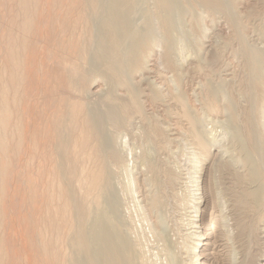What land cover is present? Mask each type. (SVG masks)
<instances>
[{
  "label": "bare ground",
  "instance_id": "bare-ground-1",
  "mask_svg": "<svg viewBox=\"0 0 264 264\" xmlns=\"http://www.w3.org/2000/svg\"><path fill=\"white\" fill-rule=\"evenodd\" d=\"M229 1L0 0V264H7L3 229L14 220L9 190L17 178L26 231L18 255L27 264H206L217 256L219 236L227 264H264V249L239 261L233 242H264V48L246 45ZM196 6L202 11L191 15L200 28L190 30L193 43L187 31L179 35L178 23ZM213 11L224 15L244 58L240 92L251 103L242 122L225 90L210 82L182 89L183 64L198 59L216 21L203 26L201 13ZM145 95L153 105L163 102L162 118L144 113ZM202 96L209 99L198 107ZM217 98L227 100L224 125L201 117ZM183 129L193 145L186 156L178 146L185 168L157 159ZM229 139L234 150H224L221 141ZM220 149L230 159L210 164ZM234 165L248 172H234L240 186L226 200L219 172ZM228 200L233 218L222 213Z\"/></svg>",
  "mask_w": 264,
  "mask_h": 264
},
{
  "label": "rangeland",
  "instance_id": "rangeland-1",
  "mask_svg": "<svg viewBox=\"0 0 264 264\" xmlns=\"http://www.w3.org/2000/svg\"><path fill=\"white\" fill-rule=\"evenodd\" d=\"M229 3H233L235 5V8H236V11L238 13V16H239V21H241L242 25H243V29H240V33H243L246 41V45L247 46H251V47H255V48H264V0H230ZM252 3V4H251ZM182 6L185 7V4L182 2ZM182 7V8H183ZM199 6H196V8H194L192 11L191 10H187V12H185L183 14V18H181L182 21H179L178 24H180L181 22V25H179L180 27V30L181 32L179 33V35H181L182 32H186V33H182V34H188L187 36L188 37H192V35L190 34L191 31H198L200 28L197 27L195 24L193 25L192 23V16L194 13L196 14L197 12L200 13L202 10ZM2 10H4V7H1ZM0 9V12L2 11ZM201 10V11H200ZM200 11V12H199ZM242 11V12H241ZM4 12V11H3ZM2 12V13H3ZM193 13V14H192ZM197 13V14H198ZM204 18H203V26L204 24H209L210 23V20L211 18L213 17H216V21L214 23H211V26L210 27V31H209V34H208V37H205L202 41V48L201 50L199 51L198 53V59L195 58V59H191L189 58L184 64H183V70H185L187 73V75H185V77L183 78V86H182V89L186 92V93H191V91L193 89H198L199 88V83H208L210 82L214 87H216V90L218 92H223V90H225L227 92V100H230L232 102H236V117L238 119L239 122H242V120L244 119L245 117V114L243 115V113H246L247 111V108L248 106H250V100L249 98L247 99L246 96L242 95L241 92H240V89H242V82H244V79L243 78H246V73H245V66L244 65V58L240 56L239 53V45L236 41V39H234V35H233V30L231 27L228 26V24H226V19L224 17L223 14L221 13H215L214 11L211 12V13H201ZM220 14V15H219ZM206 16V17H205ZM208 18V19H207ZM190 20V21H189ZM218 21V22H217ZM184 22V24H183ZM191 22V24H190ZM250 24V25H249ZM182 25H184L185 28L182 27ZM188 27H187V26ZM193 26V27H192ZM202 26V25H201ZM226 26V27H225ZM190 28V29H189ZM196 29V30H195ZM185 30V31H184ZM191 30V31H190ZM229 32V33H228ZM190 35V36H189ZM233 37V38H232ZM216 39V40H215ZM191 42L195 43L194 42V38H191ZM249 44H248V43ZM0 43H1V39H0ZM190 44V45H189ZM238 44V45H237ZM193 45L192 43H189L188 42V45L190 48H193ZM232 45V46H231ZM258 45V46H257ZM188 47V48H189ZM187 49V48H186ZM159 52L161 50V48L159 49ZM215 52L217 51V56L216 58H211L212 55L210 54H213L212 52ZM238 50V51H237ZM237 51V52H236ZM2 52V51H1ZM234 52V53H233ZM232 53V54H231ZM2 54V53H1ZM207 54V55H206ZM223 56V57H222ZM200 57V58H199ZM210 57V58H209ZM217 60V61H215ZM201 61V67L202 69L201 70H193V67L195 66L196 62H199ZM215 61V62H214ZM192 62L194 65H192ZM214 62V63H213ZM152 63V62H151ZM154 65L156 66V63L154 62ZM158 65V64H157ZM188 65V67H187ZM238 65V66H237ZM192 67V68H191ZM206 67V68H205ZM159 68V66H158ZM189 68V69H188ZM156 69H157V66L155 67V72H156ZM188 69V71H187ZM264 72V71H263ZM189 73V74H188ZM243 73V74H242ZM245 73V74H244ZM154 75V68H153V73ZM222 74V75H221ZM263 76H264V73H262ZM150 73L147 75L149 76ZM204 75V76H203ZM236 75V76H235ZM243 75V76H242ZM162 76H165V75H162ZM187 76V77H186ZM190 76V77H189ZM226 76V77H225ZM245 76V77H244ZM232 77V78H231ZM187 78V79H186ZM220 78V79H218ZM226 78V79H225ZM230 78V79H228ZM224 79V80H222ZM204 80V81H203ZM240 80V81H239ZM242 80V81H241ZM144 82H146V79L143 80V85L145 84ZM241 83V84H240ZM244 84V83H243ZM198 85V86H197ZM241 85V86H240ZM223 86V87H222ZM197 87V88H196ZM186 88V90L184 89ZM230 88H231V91H230ZM238 89V90H237ZM193 92V91H192ZM238 92V93H237ZM233 94V95H232ZM232 95V96H231ZM234 96V97H233ZM237 96V97H236ZM149 96H142L141 97V100H142V106L143 104H146L145 106H143V111L144 113L147 115V116H152V115H157L159 117L162 118V108H163V105H160V104H163V102H160L153 105L151 104V101L149 99H147ZM192 97V96H191ZM204 98V100H202ZM205 96H202L201 97V100H196L194 101L195 104L200 107L203 103V101H205ZM144 99V100H143ZM192 99H194V96L192 97ZM209 98H207V101H208ZM227 100L223 101L221 100L220 98H217V105H216V109L213 111V112H209L206 111V112H203L201 113L202 115H204V117L201 115L202 118L204 119H217V120H224L225 118L227 119V112L224 111V107H225V102H227ZM238 100V101H237ZM201 101V102H200ZM200 102V103H199ZM238 102V103H237ZM206 103V102H205ZM201 104V105H200ZM153 106V107H152ZM245 106V107H244ZM152 107V108H151ZM159 107V108H157ZM162 107V108H161ZM223 108V109H222ZM147 109V110H145ZM159 109V110H158ZM175 109V108H173ZM170 110V111H174L176 113H178V110L175 109V110ZM150 112V113H149ZM155 113V114H154ZM240 113V114H239ZM206 116V118H205ZM239 116V117H238ZM165 117V116H163ZM224 118V119H223ZM168 119L170 124L173 125H179L181 126L182 128L183 127H186V121L184 122V120L182 119H177L175 117H169ZM179 123H177V122ZM181 121V122H180ZM163 122V121H162ZM160 121V123H162ZM176 122V124H175ZM135 122H131L129 125H130V128L134 127L135 124H133ZM183 123V124H182ZM226 122L223 121V125L225 124ZM133 125V126H131ZM203 126V124H201ZM220 125V124H219ZM136 126V125H135ZM207 125L205 124L203 127H206ZM211 127V125H210ZM220 127V128H219ZM185 129V128H184ZM182 130V131H179L178 133V140L176 142V144H171L170 145V148L171 150L170 151H163L161 150L159 152V156H162L161 157H158L156 156L157 159H160L161 161H163V159L167 162V164H170V163H175L173 161H176V162H179L178 164H180L181 168H185V166L187 165L186 164V153L188 151H190L191 149V145L188 140L189 136L186 134V130ZM206 129H210L209 128V125L208 127H206ZM217 132L219 130H222L221 129V126H218L217 128ZM225 130V131H224ZM223 131L226 133L227 131L229 130H226V129H223ZM181 132V133H180ZM186 135H185V134ZM228 134V133H226ZM225 134V135H226ZM181 136V137H180ZM188 136V137H187ZM229 136V135H228ZM131 141V140H130ZM181 141V142H179ZM184 141V142H183ZM184 143V144H183ZM223 147H224V150H225V146L227 148H229L230 150H234V147H235V142H231L230 139L229 140H224V141H221ZM179 144V145H178ZM189 144H190V148H189ZM183 145V146H182ZM219 145V144H218ZM231 145V146H230ZM177 146V147H176ZM178 146H180V148L182 147L184 150H187L186 152L184 151V154L185 156L183 157L182 154L180 153V151L178 150ZM221 146V145H220ZM211 152L216 154L215 151L218 150L220 147L216 146V145H213L211 146ZM179 148V149H180ZM222 148V146H221ZM177 149V151H176ZM174 152H173V151ZM221 151L215 155V156H212L210 157V164H212V162L217 158L218 160H222L223 162L228 158L230 159V154H228L227 152L225 153V151H222L223 149H220ZM179 151V152H178ZM170 152V153H168ZM178 152V154H177ZM222 152V153H221ZM174 153V154H173ZM241 151H237L236 152V155L240 154ZM161 154V155H160ZM167 155V156H166ZM169 155V156H168ZM166 156V157H165ZM166 159H165V158ZM169 160H168V159ZM222 158V159H221ZM172 160V161H171ZM217 160V161H218ZM215 160V162H217ZM222 161H218L220 164H222L223 162ZM217 162V163H218ZM235 167L233 168L232 167H229L228 168H222V172L220 171V177L222 178V180H220L219 182V188L222 189V193L220 196L221 198H224L226 199L225 197H227V199L230 200L231 196L229 197L230 193H231V190L232 189H237L239 188L240 184L238 183V179H236V175L234 174V172H237L238 173H247L248 171H245L243 170L244 168H242L240 165L236 166L234 165ZM231 168V169H230ZM224 169V171H223ZM223 174V177L221 176ZM234 177V178H233ZM220 178V179H221ZM226 178V179H225ZM229 178V179H228ZM11 180V179H10ZM13 181V180H11ZM15 182V184H14ZM237 182V183H236ZM11 183V184H10ZM10 190L11 191V195L10 197L13 195V197L15 198V205L13 204L12 206L9 204V209H8V212L10 213V220L14 219L13 221H10V225L8 223V226L5 227L6 229H3L4 230V233L7 238V245H8V252H7V264H27L28 261H22V257L19 258L21 256V253L23 249V246H24V242H25V224H24V221H23V213H24V210H23V207L21 204L22 202V199L20 200L19 197L22 198V193H21V180L20 178H17L16 180H14L13 182H10ZM14 185H13V184ZM16 185V186H15ZM9 186V187H10ZM14 186V187H13ZM235 186V188H234ZM222 187V188H221ZM15 188V189H14ZM14 189V190H13ZM12 191H14L12 193ZM17 191V192H16ZM20 191V192H19ZM224 191V192H223ZM226 193V194H225ZM229 193V194H228ZM10 194V193H9ZM223 194H225V196L223 197ZM15 195V196H14ZM12 197L13 199V202H14V198ZM17 198V199H16ZM19 199V201H18ZM226 199V200H227ZM227 201L225 204V207H224V210L222 213H224L226 216H231L230 218H233V211L231 210L230 208V201ZM12 202V200H11ZM11 206V207H10ZM15 208H14V207ZM12 208V209H11ZM166 209H170V207L168 206L165 207ZM164 208V209H165ZM230 208V209H229ZM168 209V210H169ZM227 209V210H226ZM264 206L261 207V211H264ZM14 210V211H13ZM13 211V212H12ZM231 211V212H230ZM16 212V213H15ZM8 213V214H9ZM13 213V214H12ZM169 213H171V211H169ZM218 212H216L215 215V218L217 217L216 215ZM12 215V216H11ZM229 218V217H228ZM23 221V222H22ZM231 221V220H230ZM233 222V220L231 221ZM15 223V224H14ZM17 223V224H16ZM23 224H24V227H23ZM16 225V226H15ZM4 227V226H3ZM11 227V228H10ZM234 227V225H232V228ZM25 232H24V231ZM220 231V229L217 230V236L221 234V232H218ZM24 236V237H23ZM219 238H221L219 241H217L215 247H216V253H217V258L214 256V257H210L208 259V261L206 262V264H227V260L225 261L226 257H222V254L224 253L225 249L223 250L222 253L219 254V251H222V247L223 244V237L222 236H219ZM242 240H239V239H236V238H233V242H234V246L236 248V256H238V260L239 261H243V256H244V259L248 254H251L254 252V254H260L261 251H263L264 249V242H262V238L259 239L258 243H262L261 245L258 243L256 244V240L253 239L252 241L249 240V239H246V238H241ZM255 240V242H254ZM242 241V243H241ZM251 241V243H250ZM221 242V243H220ZM236 242V243H235ZM219 244V245H218ZM258 245V247L255 248L254 245ZM16 245V246H15ZM250 245V246H249ZM19 246V247H17ZM221 246V247H220ZM242 246V247H241ZM254 246V247H253ZM260 246V247H259ZM22 247V248H21ZM241 247V248H240ZM246 247V248H245ZM252 247V248H250ZM19 248V249H18ZM220 248V249H219ZM239 248V250H238ZM245 248V249H244ZM251 249V251L249 250ZM256 249V250H255ZM238 250V251H237ZM248 250V252H247ZM257 251V252H256ZM241 252V253H240ZM250 252V253H249ZM252 252V253H251ZM33 253V252H32ZM32 253L29 255V258H28V255H25V257L28 258V260L31 258L32 256ZM243 253V255H242ZM246 253V255H244ZM20 256H19V255ZM24 254V252H23ZM219 254V255H218ZM18 255V256H17ZM219 256V257H218ZM218 260V261H217ZM223 260V261H222ZM22 261V262H21ZM213 261V263H212ZM222 261V262H221ZM19 262V263H18ZM209 262V263H208ZM29 264V263H28Z\"/></svg>",
  "mask_w": 264,
  "mask_h": 264
}]
</instances>
